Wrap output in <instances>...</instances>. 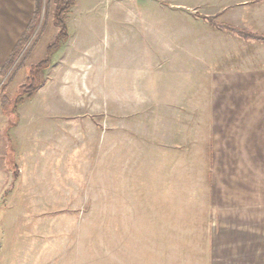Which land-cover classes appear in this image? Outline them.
Instances as JSON below:
<instances>
[{
    "label": "rangeland",
    "instance_id": "rangeland-1",
    "mask_svg": "<svg viewBox=\"0 0 264 264\" xmlns=\"http://www.w3.org/2000/svg\"><path fill=\"white\" fill-rule=\"evenodd\" d=\"M41 1L22 63L0 73V264H209L219 65L198 1L76 0L53 49Z\"/></svg>",
    "mask_w": 264,
    "mask_h": 264
},
{
    "label": "crops",
    "instance_id": "crops-1",
    "mask_svg": "<svg viewBox=\"0 0 264 264\" xmlns=\"http://www.w3.org/2000/svg\"><path fill=\"white\" fill-rule=\"evenodd\" d=\"M196 1L193 13L199 17H193L210 27V48L219 63L204 94L210 196L213 204L224 200L223 206L214 204L209 223V264L221 257L223 264H264V42L218 27L264 35V0ZM34 5L35 0H0V71Z\"/></svg>",
    "mask_w": 264,
    "mask_h": 264
},
{
    "label": "trees",
    "instance_id": "trees-1",
    "mask_svg": "<svg viewBox=\"0 0 264 264\" xmlns=\"http://www.w3.org/2000/svg\"><path fill=\"white\" fill-rule=\"evenodd\" d=\"M52 1L54 5L53 24L58 29V34H57V38L54 41V44L51 46V49H53L55 46H57L58 44L68 39V34H67L64 20H65L67 13L75 5L76 0H52ZM41 4H42L41 0H35L34 11H33L31 21L29 25L27 26V28L25 29L20 40L17 42L15 48L13 49L11 55L9 56L7 63L1 69L0 73L2 75H5L9 71V69L14 65L15 62H16L15 69L17 66H19L22 63V59L24 55L26 54V52L22 53V51L25 48L30 36L32 35V32L35 26L38 23V19L40 17V12L42 8ZM218 27L235 31L240 36H244V37L251 38V39H254L260 42H264V35L251 34V33H248V32H245V31H242V30L230 27V26H226V25H218ZM20 54L21 56L19 57ZM45 64H46V61H43L42 65L39 64L35 68L41 69L43 65ZM35 68L31 70L30 72L31 75L28 76L31 81L33 80L32 75H33V71L35 70ZM27 86H28L27 88L25 86L20 87L23 92L17 95V97L15 98V102L12 107L13 112H16L17 106L22 102L24 98H30L40 87V85L35 86L34 84H28ZM13 177L15 178L16 175H14Z\"/></svg>",
    "mask_w": 264,
    "mask_h": 264
}]
</instances>
